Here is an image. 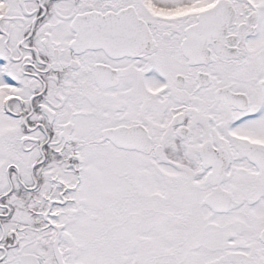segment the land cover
<instances>
[{"label":"snow or ice","instance_id":"6c2138e0","mask_svg":"<svg viewBox=\"0 0 264 264\" xmlns=\"http://www.w3.org/2000/svg\"><path fill=\"white\" fill-rule=\"evenodd\" d=\"M0 264H264V0H0Z\"/></svg>","mask_w":264,"mask_h":264}]
</instances>
